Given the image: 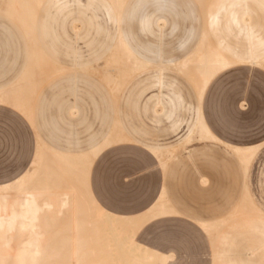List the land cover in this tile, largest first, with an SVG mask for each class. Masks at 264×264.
<instances>
[{"label": "rangeland", "instance_id": "obj_1", "mask_svg": "<svg viewBox=\"0 0 264 264\" xmlns=\"http://www.w3.org/2000/svg\"><path fill=\"white\" fill-rule=\"evenodd\" d=\"M188 1L197 3L176 0L179 4ZM102 4L97 1L94 12L100 25L112 35L114 26L105 24ZM124 11H129V3ZM196 11L200 19L206 18L199 8ZM48 13L41 9L37 15V43L46 63L41 72L43 80L35 87L30 104L33 124L16 109L0 105V183L30 169L36 134L61 151L83 152L118 124L130 141L105 151L94 162L89 184L95 198L113 213L131 215L147 209L163 187L169 204L179 215L148 222L136 232L132 228L133 242L171 254L166 264H213L216 246L201 223L228 220L246 193L264 211V67L239 65L219 72L201 99L205 119L222 142L237 146L263 144L244 174L238 159L222 144L201 141L195 135L188 145L175 146L198 106L187 76L163 64L165 59L179 62L194 51L199 41L198 35L186 41L181 19L169 17L164 37L159 40L139 32L137 22L124 15L122 28L132 45L151 46V52L159 47L162 59L144 72L129 76L117 91V77L111 85L104 81L111 36L97 29L92 11ZM173 21L180 26L172 34ZM183 42V49H178ZM27 51L18 24L0 13V87L15 82L25 66ZM74 51L81 53V61ZM137 52L155 57L143 49ZM57 68L64 71L56 72ZM174 94L180 96L179 104ZM154 96H163L161 112V108L159 112L154 110ZM154 146L164 148L161 160L166 163L165 170L150 151ZM241 223L242 219L225 223L221 230ZM66 224L65 220L57 228L64 230ZM107 241L110 243V238L105 243L100 241L102 246L94 245L104 249L111 245H106ZM233 254H244L242 244L233 249Z\"/></svg>", "mask_w": 264, "mask_h": 264}, {"label": "bare ground", "instance_id": "obj_2", "mask_svg": "<svg viewBox=\"0 0 264 264\" xmlns=\"http://www.w3.org/2000/svg\"><path fill=\"white\" fill-rule=\"evenodd\" d=\"M43 1L0 0V11L19 23L28 37L31 49L29 64L22 79L15 87L0 93V103L18 109L27 117L35 87L43 80L41 72L46 63V57L40 52L34 39V21ZM110 1L120 14L126 0ZM197 1L207 17L211 0ZM238 63L239 60L223 55L210 42L205 28L196 49L173 67L187 76L202 98L207 85L216 74ZM250 63L264 67V58ZM149 67L151 66L134 57L119 39L106 60L104 81L111 85L118 78L119 91L129 76ZM197 136L200 139H213L203 123L198 127ZM122 140L121 133L115 131L102 148ZM101 149L83 157H69L56 153L39 142L31 170L16 183L0 188V264H44L43 245L46 241L60 239H65L74 246L71 250L75 258L68 259L63 264H113L119 260L124 264H164L157 255L133 242L135 232L147 221L146 217L130 219L110 215L91 196L88 173L93 159ZM233 151L245 167L255 153V150ZM249 206L245 202V210ZM156 208L157 213H164L165 209L161 208L163 211L160 212ZM62 220L67 221V230L59 232L51 228V232L44 231L45 225L55 227ZM96 237L99 239L95 240ZM109 238L110 243L107 241L106 245H111L104 249L95 247L97 245L94 244L102 246ZM130 254L138 257L129 259ZM121 256L129 260H122Z\"/></svg>", "mask_w": 264, "mask_h": 264}, {"label": "crops", "instance_id": "obj_3", "mask_svg": "<svg viewBox=\"0 0 264 264\" xmlns=\"http://www.w3.org/2000/svg\"><path fill=\"white\" fill-rule=\"evenodd\" d=\"M97 1L103 2L102 4L103 12L102 13H103V16L105 17V24L114 26L112 35H110L109 29L107 27L100 25L98 21L99 16L95 14L94 12L95 3ZM128 1H130L131 3ZM195 1L197 2L196 4H193L191 1L185 2L183 4H179L176 2V0H126L121 9L120 14H118L110 0H85V1L83 0H44L41 6L39 7L36 17H35L34 39H35L37 47L39 48V44L37 43L36 33H37V29L40 28V27L38 28L37 26V15H38L39 10L41 9H47L49 12L48 13L49 16H50V12L54 14L66 13L70 15L71 13H73L74 10H79L82 13H85L87 11H92L94 22H96L97 24V29L99 31L106 32V37H108L109 35L111 36L112 43H111V46H109L108 57L113 52V50L115 49L117 45V42L120 39L125 45V47L129 50V52L134 57H136L141 62L152 66V64H154L157 61H161L162 59L160 56V53H161L160 48L156 47L155 51L151 52L149 50L153 48L151 46H146V48L142 46H133L130 41L129 34L122 28V23L124 21V15L127 14L131 22L132 21L137 22L139 32L150 34V35H155V37L158 38L159 40H161L164 37L163 29L165 28L168 18L172 17L174 20L175 19L182 20V23H183L182 28L184 27L183 31L187 35L186 41L190 40L193 37H196V35L199 36V41L196 44V47L200 43L204 30L206 28L210 42L214 46H216L223 55L231 59H236L240 61V63L233 65V66H239V65L256 66L254 64H251L250 62L257 61L259 59L264 58V35H263V32H264V0H211L208 6L207 17L204 20L200 19V16L198 12L196 11V9L199 8L202 15H204L200 4L198 3L197 0ZM128 3H129V11L125 13L124 10ZM1 5L2 4H0V6ZM148 7H152L153 10L148 11L147 10ZM0 13H2L8 20L13 21L18 24L20 30L23 33V38L28 47V51L26 52L24 68L15 78V82L13 84H11L9 87H0V93H3L15 87L22 79L28 67V64H29L31 49H30V43H29L28 37L25 31L23 30V28L19 25V23L15 21L12 17L5 14L4 12L0 11ZM186 21H189L187 26H185ZM172 23L173 24H172L171 33L173 34L174 31L180 26V24L177 23L176 21H173ZM41 29L45 30L46 28L41 27ZM184 44L185 42L179 43L178 49L180 50L183 49ZM138 49L139 50L143 49L147 53L153 54L155 56L154 59L138 55V52H137ZM40 52L45 56V54L41 50ZM73 54L75 55L78 61L82 60L83 57L79 51H74ZM189 55H186L179 62L173 61L171 59H165L163 64H165L166 66H173L177 63H180L184 59H186ZM82 65L83 64H80L79 67H81ZM233 66H230V67H233ZM82 67H85V66L83 65ZM57 69L60 70L59 72L64 71L63 68H57ZM145 70L140 71V73L144 72ZM158 83L159 85L161 84V82H158ZM194 90L196 92V97L198 101L197 109L195 110V113L190 123L188 124L185 134H183L179 138L175 146H185L191 143V141L193 140V137L197 135V130H198L199 125L203 123L209 135L213 139H210V138L200 139L198 137L199 140L224 145L238 159L240 164L243 166L244 174H246L248 172V169L250 167L252 160L254 159V157L256 156L260 147L263 144L253 145V146H237V145H231V144L222 142L219 138H217L213 134L212 130L210 129L205 119V116L203 114L202 108H201L202 98L199 97L195 87H194ZM154 97H156V103L154 105V110L159 112V109L161 108L160 110L161 112L163 109L161 98H163V96H154ZM174 98L176 99V103L179 104L180 99H181L180 96L174 94ZM0 105H7V104L0 103ZM7 106H10V105H7ZM16 110L19 111L18 109ZM20 113L23 114L22 112ZM70 113L72 115L75 114L74 108L70 109ZM31 115H32L31 110L29 113V117L24 115L30 123H32ZM173 126L175 127L177 126V124L174 123ZM115 131H118L119 133H121L123 140L120 142L114 143L110 146L102 148L103 145L107 142V140L115 133ZM129 141L130 140L128 139V137L125 135L124 131L122 130V128H120L118 124L115 125L114 129L111 132L104 134L100 142L91 145L88 150L83 151V152L61 151L53 146L46 144L36 134L35 135V152L33 154V159L30 162V166H29L30 169L24 170L20 175H18L12 180L0 183V188L16 183L19 179H21L26 173H28L31 170L32 165L35 161L39 142H41L45 147L49 148L50 150L56 153L62 154V155L69 156V157H83L85 155L91 154L97 151L98 149L102 148L99 151L98 155L93 159L90 169H89V173H88L89 192L91 196L93 197L94 201L97 203V205L101 209H103L105 212L109 213L110 215H113L116 217L130 218V219L146 217L147 221L144 224H147L148 222H152V221H157V220L169 217V216L179 215L178 212L169 204V201L166 197L165 189L163 187L160 188V191L156 199L147 209L139 213L131 214V215L113 213L110 210H107L106 208H104L95 198L93 192L90 189V184H89L91 168L94 162L105 151L111 149L112 147L116 145L127 143ZM163 149L164 148H162L161 146H154L150 148V151L154 155V157L158 160V163H160L161 168L165 170L166 163L161 160ZM233 149L255 150L253 157L248 163V166L245 167L243 165L241 159L239 158V156H237V154L235 153V151H233ZM245 202L248 203V205H250L247 210H245L244 208ZM158 206L160 207V210H158L159 209ZM155 208L157 209V211H160V212L163 211L162 209H165L164 213H159V212L157 213ZM244 214H247L248 216L245 217ZM238 219H242V223L239 226L229 225L226 231L221 230V228L224 226L225 223L233 224ZM62 222L63 220L60 223ZM144 224L142 226H144ZM59 225H56L55 227H51L50 224L45 225L44 231L51 232L52 231L51 228H53V231L63 232L64 230H67L68 228V225L66 224L65 229L62 230L60 228H57V226ZM201 227L203 228L205 232H207L208 236L211 239L212 244L215 243V246H216V249L213 255V259H214L213 264H264V211L261 208L255 206L254 202L251 200V197L247 193L244 196L242 203L238 207L235 208V211L231 214L228 220L222 221V222L220 221L214 222L210 224L201 223ZM136 244L142 247L143 249L157 255L164 262V264H166L168 260L171 259V254L161 253L153 248L143 246L139 243H136ZM240 244H242L244 248V254L242 256L234 255L233 249H235ZM13 247H15V245ZM73 247L74 246L70 245L69 242L65 239H60V240H55V241H46L45 244L43 245V256H42L44 259L43 263L44 264L67 263L68 259L72 260L75 258L71 250ZM254 260H256L257 262H255Z\"/></svg>", "mask_w": 264, "mask_h": 264}]
</instances>
